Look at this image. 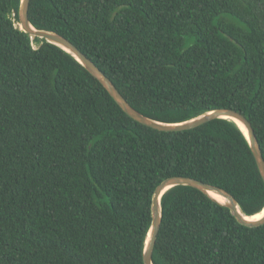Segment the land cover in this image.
I'll return each instance as SVG.
<instances>
[{
  "label": "trees",
  "instance_id": "trees-1",
  "mask_svg": "<svg viewBox=\"0 0 264 264\" xmlns=\"http://www.w3.org/2000/svg\"><path fill=\"white\" fill-rule=\"evenodd\" d=\"M19 3L0 0V264H144L153 192L170 176L223 188L246 215L264 208L236 122L135 121L71 54L18 27ZM28 17L151 119L240 111L264 158V0H30ZM160 203L153 264H264V223L187 185Z\"/></svg>",
  "mask_w": 264,
  "mask_h": 264
},
{
  "label": "water",
  "instance_id": "water-1",
  "mask_svg": "<svg viewBox=\"0 0 264 264\" xmlns=\"http://www.w3.org/2000/svg\"><path fill=\"white\" fill-rule=\"evenodd\" d=\"M29 4L30 0H20L17 11L18 27L24 32L28 33L31 38L39 37L45 39L47 42L53 43L68 52L69 54H71L79 63H81L88 70V72L92 76H94L104 86V88L108 91V93L115 100L118 106L135 121L150 128L163 131L187 130L197 127L216 118L233 120L240 127L242 126L245 129V134L249 141L252 154L254 156L259 173L264 183V158L262 156L260 145L256 139L251 123L244 114L232 108H215L205 111L185 121L176 123L161 122L143 115L129 104V102L122 96V94L115 87L113 82L106 76V74L91 59H89L83 52H81V50L76 47L70 40H68L66 37L57 32L45 29H37L32 26L28 17ZM177 185L191 186L209 195L213 200L229 208L235 218L238 220V222L245 226L254 227L264 223V214L260 218H251L252 215L249 216L244 214L241 211L233 195L228 191L224 190L223 188L189 176H170L162 180L156 186L153 192L151 202V224L147 232L143 248L144 264H153L152 252L154 249L162 219V209L160 203L161 197L168 189ZM210 192L216 193L217 195L221 196L224 201H219L215 197L211 196Z\"/></svg>",
  "mask_w": 264,
  "mask_h": 264
},
{
  "label": "bare ground",
  "instance_id": "bare-ground-1",
  "mask_svg": "<svg viewBox=\"0 0 264 264\" xmlns=\"http://www.w3.org/2000/svg\"><path fill=\"white\" fill-rule=\"evenodd\" d=\"M242 127V126H241ZM242 129L244 130V132H245V129L242 127ZM210 195L211 196H213V197H215L216 199H218L219 201H224V199L221 197V196H219V195H217L216 193H212V192H210ZM263 214H264V208L260 211V212H258V213H256V214H254V215H252V217L251 218H260L261 216H263Z\"/></svg>",
  "mask_w": 264,
  "mask_h": 264
},
{
  "label": "rangeland",
  "instance_id": "rangeland-1",
  "mask_svg": "<svg viewBox=\"0 0 264 264\" xmlns=\"http://www.w3.org/2000/svg\"><path fill=\"white\" fill-rule=\"evenodd\" d=\"M36 46V45H35Z\"/></svg>",
  "mask_w": 264,
  "mask_h": 264
}]
</instances>
